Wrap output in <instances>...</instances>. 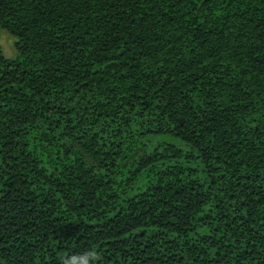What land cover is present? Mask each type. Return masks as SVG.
<instances>
[{
    "label": "trees",
    "instance_id": "obj_1",
    "mask_svg": "<svg viewBox=\"0 0 264 264\" xmlns=\"http://www.w3.org/2000/svg\"><path fill=\"white\" fill-rule=\"evenodd\" d=\"M0 264H264V0H0Z\"/></svg>",
    "mask_w": 264,
    "mask_h": 264
},
{
    "label": "rangeland",
    "instance_id": "obj_2",
    "mask_svg": "<svg viewBox=\"0 0 264 264\" xmlns=\"http://www.w3.org/2000/svg\"><path fill=\"white\" fill-rule=\"evenodd\" d=\"M0 46L5 57L12 58L15 56L14 39L6 32H0Z\"/></svg>",
    "mask_w": 264,
    "mask_h": 264
},
{
    "label": "clouds",
    "instance_id": "obj_3",
    "mask_svg": "<svg viewBox=\"0 0 264 264\" xmlns=\"http://www.w3.org/2000/svg\"><path fill=\"white\" fill-rule=\"evenodd\" d=\"M89 258H94V254L87 253L85 256L80 258L73 257L72 259L66 261V264H88Z\"/></svg>",
    "mask_w": 264,
    "mask_h": 264
}]
</instances>
